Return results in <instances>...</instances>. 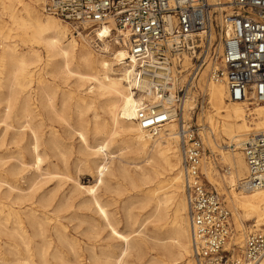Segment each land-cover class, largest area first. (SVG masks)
<instances>
[{
    "label": "bare ground",
    "instance_id": "obj_1",
    "mask_svg": "<svg viewBox=\"0 0 264 264\" xmlns=\"http://www.w3.org/2000/svg\"><path fill=\"white\" fill-rule=\"evenodd\" d=\"M44 2L0 0V124L6 127V133L0 140L1 193L4 185L8 187L4 192L8 197L17 191L11 197L12 202L18 205L35 198V191L24 193L18 180L23 166L31 164L42 173V165L52 163V152L57 150L64 157L62 137L54 126L55 122L64 123L86 145L90 143L88 131L91 129L101 139L91 147L92 154L103 157L96 166V187L105 183L107 176L130 180L134 188L143 191V208L153 204L149 218L158 223L160 234L166 232L167 237L162 240L167 241L162 244L163 259L160 263L195 264L190 259L193 255L191 223L187 215L178 118H173L156 133L142 129L136 121L138 107L146 103L156 106L162 95L152 88L146 91L144 82L137 78V63L128 60V49L120 33L113 32V38H109L112 25L87 33L74 27L78 32L74 34L82 37L79 40L70 35L63 19L44 15L45 11L38 8ZM186 62L190 64L188 57ZM198 75L196 89L207 92L211 109L206 113L209 124L203 125V129L208 127L211 134H205L204 142L212 153L217 146L220 147V159L227 165L221 182L217 178L212 155L205 153L202 171L212 184H224L230 188L226 198L233 210L235 226L241 232L235 241L242 244L246 221L253 220V227L264 231L259 229L264 222V188L248 190L241 187L248 175V165L243 151L238 150L251 132L264 131V103L251 108L248 101L227 102V88L223 83L210 79L209 65ZM178 78L181 79V75H175L174 86H170L172 91L180 82L186 81L187 75L179 83ZM196 89L190 87L188 94L191 96L197 92ZM190 96L183 102L186 122L196 106V97ZM72 101L78 112L75 124L65 110ZM247 108L251 110L249 113ZM90 110H93V116L89 119L87 113ZM10 129H14L13 135L8 138ZM28 135L30 139L24 142ZM218 137L229 140L226 147H232L231 151L221 148ZM112 143L131 154L126 161L133 164L134 169L126 164L117 168L111 166L113 157L109 149ZM11 161L21 166L12 163L6 168ZM42 174L51 176L55 173L47 168ZM96 187L87 189L91 196L85 204L94 207L106 227L111 228L112 236L121 241L122 248L117 255L114 251L103 250L99 254L92 244L90 259L96 261L104 255L113 264H128L126 257L140 245L131 236L137 230L130 233L118 230ZM145 187L147 189H143ZM237 188L242 189L238 191ZM36 201L41 208L47 209L53 205L54 196L43 194ZM127 216L132 224L139 221V217L130 212ZM55 218L58 215L52 217L37 207L20 211L10 206L7 212L1 207L0 240L3 239L4 243H0V264H85L82 262V250L78 248L79 239ZM99 225H91V237H95V228ZM48 227L52 228L51 235L47 234ZM39 237L42 239L38 240ZM54 241L57 245H53ZM30 243L35 247L21 249V244ZM63 245L74 253L73 260L67 258L61 249ZM51 257L59 263L53 262Z\"/></svg>",
    "mask_w": 264,
    "mask_h": 264
},
{
    "label": "built area",
    "instance_id": "obj_2",
    "mask_svg": "<svg viewBox=\"0 0 264 264\" xmlns=\"http://www.w3.org/2000/svg\"><path fill=\"white\" fill-rule=\"evenodd\" d=\"M43 9L88 32L112 25L109 38L120 33L137 78L162 95L156 106L138 107L142 129L156 133L178 118L197 264H263L264 231L249 232L240 252L229 246L232 211L202 171L201 128L185 121L183 102L209 65L210 79L227 88L226 100L264 103V0H46ZM175 75L177 83L187 78L172 91ZM241 150L248 165L241 187L264 188V131L252 132Z\"/></svg>",
    "mask_w": 264,
    "mask_h": 264
},
{
    "label": "rangeland",
    "instance_id": "obj_3",
    "mask_svg": "<svg viewBox=\"0 0 264 264\" xmlns=\"http://www.w3.org/2000/svg\"><path fill=\"white\" fill-rule=\"evenodd\" d=\"M44 3L38 6V8L42 12L44 11L43 9ZM47 14L49 13L47 12L44 13V15L50 16ZM66 24L68 26L70 35L73 34L74 36H76L75 34H78V32L74 31L75 25L70 24L68 22ZM78 29L83 33L88 32V30H84L82 28H78ZM76 38L80 40L82 37L76 36ZM70 82H73V79H71ZM196 91L197 92H193V93L191 91L192 93L191 96L196 97V101H195L196 109L194 113H190L187 119L193 125L200 126L201 128L200 132L203 137V141H205L206 140L204 139L205 134L206 133L211 134L210 129L208 127L207 129H203V125L208 126L209 124L206 113L210 109V105L208 103L207 92L204 90L203 93V91H201V89H199L198 87ZM191 96L190 98H192ZM60 97L61 94L59 95L58 100L60 99ZM58 102L60 105L61 99ZM227 102H231V101H227ZM262 104L263 103H261V105ZM259 105L260 104H254V105L250 104L249 106L251 108H254ZM74 107L75 106L72 101L69 102L68 107H66L65 109L66 113L71 117V121L73 124H75L78 119V112L75 110ZM250 111L251 110L247 108V112L249 113ZM92 116H93V110H90L87 113V118L90 119ZM54 126L57 128V131L60 133L62 137V149L63 151L65 150L64 151L65 155L64 157H62L57 150L52 152V154L54 153L55 155V156L53 155L51 158L52 163L50 164L49 162H45L42 165V167L44 168L42 173L45 172L47 168H49L55 174L51 176L43 175L40 171L36 170L31 164L23 166L22 176L18 180V183L20 187H22L25 190L24 193L35 191L36 193L35 198L32 201L31 200L26 201L21 205L14 204L12 202L13 200L12 197L15 196L17 191L13 192L14 194L11 195L12 197L11 196L8 197L6 195L7 193H4L6 192L8 187L4 185L2 187V193L0 191V202H1L0 208L1 207L4 208V211L7 212L10 206L19 209L20 211H26L31 209L32 207H37L38 209H40V211H45L47 214L51 215L52 217H56V215H58V218H55L57 223H63L64 225H66L67 231L72 236H75L79 239L78 248L82 250V259H83L82 262H84L85 264H113L111 261H108V259L104 255H101L99 258H97L96 261H93L92 259H90V252H89V248L92 246V244L94 245V247H96V251H98L99 254L101 253V250H103L106 252L114 251L115 255H117L122 248L121 241L112 236L111 228L108 226L106 227L104 222L100 219L99 215L96 213L94 207L85 204L86 201L91 196L90 192H88L87 189L90 187L95 188L96 184L98 183L96 166L98 163H100L103 160V157L92 154L91 147H94L97 143L101 142L100 136L95 135L94 132L90 129L88 131V142L90 143L86 145V143L82 142L80 136L77 133L70 131L64 123L55 122ZM13 130L14 129H10L8 131V136H7L8 138H11V136L13 135ZM177 131H178V123H177ZM5 133H6L5 124H0V140L5 135ZM29 139H30L29 135L25 136L24 142H26ZM228 141L229 140L225 141V137H223V139L219 137L217 138V142L221 145V148L225 151H229L230 148H232V147L230 148L226 147L227 145L226 143ZM204 145L206 149L205 152L206 155H212V159L216 163L215 166L218 171L217 178L221 182H223L222 175L226 173L227 165L220 159V155H219L220 147L217 146L215 148L216 150L215 153H212L211 149L208 146H206V142H204ZM179 149L182 156L181 140H179ZM238 150H241V148ZM109 151L111 157H113V163L111 165L113 168L119 167L120 164H126L130 168L134 169V165L129 164L126 161L127 158L131 157V154L126 153L125 150H120L116 143L111 144ZM12 163L16 164L18 167L21 166L18 162L11 161L6 165V168L11 166ZM182 167H183V156H182ZM67 175L69 177H67ZM205 177L207 179V182L211 186L215 187L216 190L221 195H223L224 199L226 200L225 202L227 206L232 211V219H231L232 238L230 239V245L234 247L237 252L238 251L240 252V250L244 247V246L243 247L240 246L244 244V240L247 234L251 231H257L256 229H258V227H253L254 224L253 220L246 221L244 227L245 233L243 235V242L242 244L237 243L235 241V238L238 237L241 234V232H239V229L235 226L233 210L226 198L230 188L226 187L224 184H221L219 186L214 185L208 180L206 175ZM74 179H76L78 182L76 180L74 181ZM185 188L186 185H184V189ZM143 189H147V187ZM241 189L242 188H239L238 191H240ZM97 193L101 196L102 201L106 203V208L109 211L113 221L117 223L116 227L118 228V230L124 233H130L133 230H137L134 233H132L131 236L132 238L134 237L135 238L134 241L139 242L140 245H138L137 249L135 248L131 252V254L128 257H126L128 264H162L160 263L161 260L163 259L162 244L167 241L165 239L164 240L162 239L166 238L167 235L166 232L160 234V231L157 229L158 223H156V221H154L153 218H149V213L151 212V207L153 204L150 203L149 206L143 208L144 204L143 202H141L143 191H141L140 188H134L131 185L130 180H124L122 177L114 178L111 176H107L106 182L98 186ZM43 194L54 196L53 205L47 209L41 208L39 206V203L36 201ZM128 212L132 213L134 216H137V218L139 217V221H137L135 224H132V221H130L127 216ZM187 215H188V203H187ZM143 220L145 221L142 223ZM92 224H100L98 227L96 226L95 228L96 231L94 235L95 237H91L89 233ZM261 225L259 226V229L260 228L264 229V222H261ZM140 231L141 233H139ZM51 233H52V228L48 227L47 234L51 235ZM40 239L42 238L39 237L38 240ZM0 243L1 244L4 243L3 239L0 240ZM34 245H35L34 243H30L29 245L21 244L20 247L21 249L25 250L27 246H29V248H34L35 247ZM53 245H57V241L56 242L54 241ZM52 248L53 246L50 248V251H52ZM61 249L65 251L68 259L73 260L75 258L74 253L71 252L66 245H63ZM190 259L191 260L193 259L192 262L195 261V264H197L194 255L190 256ZM51 260L55 263H59L57 259H52V257Z\"/></svg>",
    "mask_w": 264,
    "mask_h": 264
}]
</instances>
